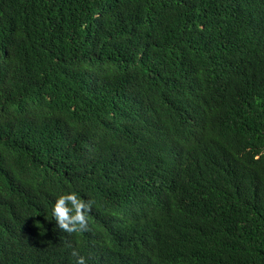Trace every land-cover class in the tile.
<instances>
[{"label": "trees", "instance_id": "trees-1", "mask_svg": "<svg viewBox=\"0 0 264 264\" xmlns=\"http://www.w3.org/2000/svg\"><path fill=\"white\" fill-rule=\"evenodd\" d=\"M73 249L264 264V0H0V264Z\"/></svg>", "mask_w": 264, "mask_h": 264}, {"label": "clouds", "instance_id": "clouds-1", "mask_svg": "<svg viewBox=\"0 0 264 264\" xmlns=\"http://www.w3.org/2000/svg\"><path fill=\"white\" fill-rule=\"evenodd\" d=\"M92 201H86L75 193L60 195L54 203L52 213L58 227L69 234L86 232L89 230L86 213L92 210ZM71 247V245H69ZM72 256L76 257V264H86L85 258L75 249Z\"/></svg>", "mask_w": 264, "mask_h": 264}]
</instances>
